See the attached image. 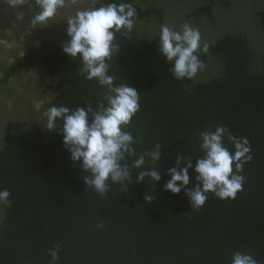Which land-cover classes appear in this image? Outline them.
Instances as JSON below:
<instances>
[{"label":"trees","instance_id":"1","mask_svg":"<svg viewBox=\"0 0 264 264\" xmlns=\"http://www.w3.org/2000/svg\"><path fill=\"white\" fill-rule=\"evenodd\" d=\"M198 1L187 20L204 18L212 25L218 5L230 6L228 0ZM107 2L96 0L92 6ZM124 2L136 8L137 21L164 23L161 8ZM33 7L34 15L38 9ZM255 16L264 38V6ZM133 32L117 34L119 51L110 74L116 85L127 84L140 95V111L125 130L138 139V155L157 143L163 146L161 180L136 184L134 174L127 192L112 185L99 196L86 191V173L70 159L59 129L36 130L31 136L8 133L0 147V190L10 191L11 206L0 205V264H50L47 250L57 243V264H231L236 251L264 264V55L257 58L244 36L224 35L200 54L205 65L222 62V76L194 84L174 79L172 65L159 52V37ZM61 46L41 44L15 57L1 68L0 87L26 67H41L57 80L48 109L84 107L86 101L95 107L103 89L79 75V59L69 58ZM217 124L247 137L253 159L244 166L246 182L235 200L209 193L199 211L191 210L183 189L176 195L164 189L167 172L178 155L190 157L195 166L203 155L199 132ZM225 145L233 149L227 139ZM193 172L189 169L188 188L196 183ZM146 194L154 197L150 203Z\"/></svg>","mask_w":264,"mask_h":264},{"label":"clouds","instance_id":"2","mask_svg":"<svg viewBox=\"0 0 264 264\" xmlns=\"http://www.w3.org/2000/svg\"><path fill=\"white\" fill-rule=\"evenodd\" d=\"M8 2L14 8L34 5L38 11L31 17L32 25L46 24L65 6V0ZM138 18L132 4L110 0L98 7L93 5L78 10L66 20L68 39L61 46L63 53L72 60L78 58L79 75L86 81H95L103 91L95 107L90 101L74 109L65 105L50 107L45 128L50 132L59 129L70 159L80 164L86 173L83 176L86 191L94 190L99 196H106L112 185L127 192L134 174L136 184L146 178L150 182L161 180L158 162L163 146L157 143L138 155L135 148L138 139L125 130L140 111V95L127 84L116 85L115 77L110 74L111 61L119 51L117 34L127 36ZM209 47L207 42L201 43L199 30L188 22L180 30L166 24L160 26L159 52L172 65L169 71L178 81L191 80L204 70L206 66L200 54H207ZM225 139L233 145L232 150L225 145ZM199 140L203 155L196 160L195 166L190 157L178 155L176 166L168 169L170 179L164 184V189L174 195L183 189L191 210L196 211L206 204L209 193L222 201L235 200L246 182L242 174L244 166L253 159L247 137H237L227 125L209 126L199 132ZM146 164L151 166L146 167ZM193 168L196 183L188 188L191 183L189 169ZM10 195L9 190H0V205L10 207ZM144 199L150 203L154 197L146 194ZM60 251L59 243L47 250L50 264H57ZM231 264H259V261L251 254L236 251L232 253Z\"/></svg>","mask_w":264,"mask_h":264},{"label":"rangeland","instance_id":"3","mask_svg":"<svg viewBox=\"0 0 264 264\" xmlns=\"http://www.w3.org/2000/svg\"><path fill=\"white\" fill-rule=\"evenodd\" d=\"M96 0H65V6L44 25L26 22L33 13L32 4L12 7L8 0H0V70L10 65L15 57L43 44L48 49L62 45L67 39V19L76 11L92 6ZM229 8L218 5L216 22L206 19L198 22L187 20L186 14L198 7V0H136L142 9L161 8L164 23L180 30L185 22L199 30L201 43H217L224 35L244 36L257 58L264 55V38L259 29L255 12L264 6L263 0H228ZM160 26L137 21L132 32L143 37H159ZM256 58V57H255ZM211 61L192 79L194 84L208 82L223 74V64ZM1 77V71H0ZM57 80L41 68L26 67L20 76L12 78L4 88L0 87V147L8 133L20 131L31 136L43 130L47 119L48 105L56 94ZM0 208V219L2 218Z\"/></svg>","mask_w":264,"mask_h":264}]
</instances>
